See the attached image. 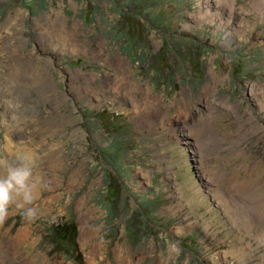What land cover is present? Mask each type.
I'll return each mask as SVG.
<instances>
[{
  "label": "rangeland",
  "instance_id": "1",
  "mask_svg": "<svg viewBox=\"0 0 264 264\" xmlns=\"http://www.w3.org/2000/svg\"><path fill=\"white\" fill-rule=\"evenodd\" d=\"M257 4L0 0V157L19 146L10 162L32 154L40 180L37 219L13 205L0 225V264H75L46 241L51 225L68 220L83 264H264V231L230 197L254 181L252 198L264 201ZM126 15L140 34L125 32ZM62 36L72 50L54 43ZM162 48L166 64L153 65ZM51 144L58 151L48 154ZM108 173L124 191L116 216L105 201Z\"/></svg>",
  "mask_w": 264,
  "mask_h": 264
},
{
  "label": "clouds",
  "instance_id": "2",
  "mask_svg": "<svg viewBox=\"0 0 264 264\" xmlns=\"http://www.w3.org/2000/svg\"><path fill=\"white\" fill-rule=\"evenodd\" d=\"M39 182L30 154H18L15 163L0 157V225L7 220L13 205L22 209L20 214L24 219H37V209L31 205L36 199L35 189Z\"/></svg>",
  "mask_w": 264,
  "mask_h": 264
},
{
  "label": "trees",
  "instance_id": "3",
  "mask_svg": "<svg viewBox=\"0 0 264 264\" xmlns=\"http://www.w3.org/2000/svg\"><path fill=\"white\" fill-rule=\"evenodd\" d=\"M131 2V1H130ZM126 17L125 21H128L127 26H123V29L125 32H128V35L134 36L133 34H140L141 31L140 26L142 27V24L137 21L135 18V22L133 20H130V18H133L129 15L124 16ZM135 39V38H134ZM136 40V39H135ZM137 41V40H136ZM193 45V44H192ZM195 44L194 46H196ZM166 48H162L159 52L156 53V57H160L158 62L159 64L154 63L153 65L164 67V54L163 51ZM197 68V65H196ZM106 179V196L105 201L106 205L109 206V209L111 212L114 213L116 216L118 212V208L121 205L122 199L121 197L124 195L123 188L118 180L117 177L113 176V174L108 173L105 175ZM120 213V210H119ZM130 220V235H132L133 238H135L134 229ZM141 223V222H140ZM132 227V228H131ZM46 241L47 244L51 247V250L53 253L64 255L70 260H72L75 264H83L81 253L78 247V229L74 221L68 220L62 223L53 224L51 225L46 234Z\"/></svg>",
  "mask_w": 264,
  "mask_h": 264
},
{
  "label": "bare ground",
  "instance_id": "4",
  "mask_svg": "<svg viewBox=\"0 0 264 264\" xmlns=\"http://www.w3.org/2000/svg\"><path fill=\"white\" fill-rule=\"evenodd\" d=\"M220 1V0H219ZM255 2V0H253ZM260 1V5L257 4V7L260 6L262 11H264V0H257V2ZM228 2V1H227ZM220 5V3H219ZM228 5V4H227ZM209 12L207 10V12L204 14V17L205 18H209L210 15H208ZM199 17V16H198ZM197 18V17H196ZM196 18L194 17V19L196 20ZM47 32V31H46ZM65 34V33H64ZM59 39V38H58ZM56 40L54 43L57 45V47H59L60 49L62 50H72V42L70 44L69 42V39L66 37V36H62L60 38V40ZM73 47H76V46H73ZM79 48V47H78ZM76 50H77V47H76ZM100 50V49H99ZM104 56V55H103ZM114 69H115V72L116 74L119 76L117 81H116V87L119 88L120 86V82H124V72H125V69H124V62L122 60H120L119 58H116L115 59V62H114ZM128 69V68H127ZM91 79V78H90ZM51 83V82H50ZM43 87V86H42ZM132 88V87H131ZM131 88H127V93H130L131 92ZM93 90V89H92ZM134 90V89H133ZM126 92V91H125ZM149 94V91L147 90L146 93H144V95H148ZM96 95V94H95ZM130 95V94H129ZM147 98V97H146ZM133 100V99H132ZM149 101V100H147ZM56 102V101H55ZM151 102V101H150ZM57 103V102H56ZM59 103V102H58ZM142 105L143 107L145 106V100L143 99L142 101ZM133 107L137 110L138 109V104L136 102H133ZM146 108V107H145ZM152 112V111H151ZM141 115V114H140ZM145 115L146 117L148 118L150 116V112L146 111L145 112ZM152 115V114H151ZM156 115V114H155ZM153 117V116H151ZM140 118V117H139ZM153 119V118H152ZM207 124V123H206ZM210 125V124H209ZM199 127V126H198ZM204 127V126H203ZM207 127V126H206ZM48 130V129H46ZM207 131V129H205ZM49 131V130H48ZM197 131V130H196ZM209 131V130H208ZM47 133V132H46ZM190 133V132H189ZM202 133H204L202 131ZM196 135V134H194ZM199 138V136L197 137V139ZM198 143V142H197ZM61 146V145H60ZM19 147V146H18ZM18 147H16V150L13 152L11 147H10V144L6 145L4 150H5V157H6V161L8 163H11L10 160H11V157L14 156L13 153H16L18 152L17 149H19ZM47 151H48V154L50 153H54L56 151H58V147H56L54 144H51L49 147H47ZM19 153H20V150H19ZM21 154V153H20ZM60 154V153H59ZM32 155V154H31ZM16 156V154H15ZM216 175V174H215ZM233 180V179H232ZM228 181L227 179H224L222 177L219 178V182L222 183V184H226L225 182ZM241 182V181H240ZM239 183V182H238ZM237 184V182H236ZM242 184V185H240ZM258 185V183L254 182V181H251L249 183H247V181H242L241 183L237 184V191L236 188L237 187H234V188H230L231 189V195L230 197L232 196L234 199H237V198H240L243 203L245 204L244 206H246V208L248 209V211H251L253 213V216H254V223L255 224H258L259 226V229H260V232H263L264 231V201L262 199H256V198H252V192L253 190L256 188V186ZM232 186H236L235 183L232 184ZM232 198V199H233ZM238 199V200H240ZM240 200V201H241ZM231 201V200H230ZM229 201V202H230ZM237 207V206H235ZM254 224V225H255ZM248 228V227H247ZM261 234V233H260ZM26 235V234H25ZM262 235V234H261ZM27 236V235H26ZM264 237V235H262ZM24 234L23 232H20L18 233V235L15 237L16 238V241H26V240H23L25 239L24 238ZM27 238V237H26ZM264 240V239H263Z\"/></svg>",
  "mask_w": 264,
  "mask_h": 264
}]
</instances>
